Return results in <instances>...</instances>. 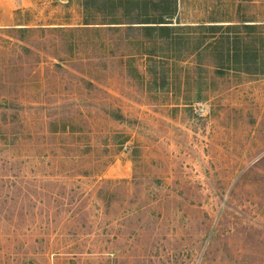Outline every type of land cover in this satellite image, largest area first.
Segmentation results:
<instances>
[{
  "label": "rangeland",
  "instance_id": "obj_1",
  "mask_svg": "<svg viewBox=\"0 0 264 264\" xmlns=\"http://www.w3.org/2000/svg\"><path fill=\"white\" fill-rule=\"evenodd\" d=\"M162 1L261 25L227 59L149 0H0V264H264V0Z\"/></svg>",
  "mask_w": 264,
  "mask_h": 264
},
{
  "label": "trees",
  "instance_id": "obj_2",
  "mask_svg": "<svg viewBox=\"0 0 264 264\" xmlns=\"http://www.w3.org/2000/svg\"><path fill=\"white\" fill-rule=\"evenodd\" d=\"M152 5L151 13L144 14L140 19L137 16L129 17V21L124 22L127 24L126 28L129 30H142L153 32L157 34L158 41H168L174 43L180 39L186 42H194L195 48L203 45L211 46L221 43L226 45L224 50L227 59L236 58L240 55L239 47L235 45H244L243 56H246L247 51L245 45H248L252 40L254 41V33L256 26L261 24L252 23H229L226 25L216 23L196 22L193 24L172 22V13H169L167 7L169 3L162 0H149ZM116 24L117 22H108L106 24ZM180 30H190L186 37L180 38ZM184 34V33H183ZM193 34H197L193 37ZM261 39L260 36H257ZM254 57L255 53L252 54Z\"/></svg>",
  "mask_w": 264,
  "mask_h": 264
}]
</instances>
